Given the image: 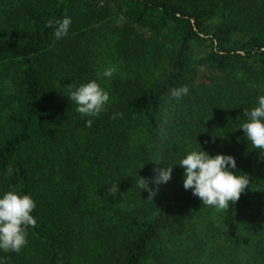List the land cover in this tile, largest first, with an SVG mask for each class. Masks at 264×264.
I'll list each match as a JSON object with an SVG mask.
<instances>
[{
	"label": "trees",
	"instance_id": "obj_1",
	"mask_svg": "<svg viewBox=\"0 0 264 264\" xmlns=\"http://www.w3.org/2000/svg\"><path fill=\"white\" fill-rule=\"evenodd\" d=\"M96 1L0 0V192L30 194L37 220L0 262L264 264V151L238 128L264 95V0ZM65 16L57 39L48 22ZM110 66L105 111L81 116L70 87ZM199 66L219 77L195 83ZM198 143L249 178L226 210L182 186L179 160ZM157 156L173 164L158 186Z\"/></svg>",
	"mask_w": 264,
	"mask_h": 264
},
{
	"label": "clouds",
	"instance_id": "obj_2",
	"mask_svg": "<svg viewBox=\"0 0 264 264\" xmlns=\"http://www.w3.org/2000/svg\"><path fill=\"white\" fill-rule=\"evenodd\" d=\"M71 23V17L65 16L56 21H49L48 27H54L55 38L61 39L67 36ZM116 71L115 66L107 67L97 73V79L70 87L68 99L76 105V111L81 116L98 117L105 111L110 96L97 80L101 76L111 79ZM189 92L187 85L174 87L170 89V97L179 101ZM243 115L247 119L238 128L243 131L247 141L251 142L252 148L264 151V95L258 96L255 106L245 110ZM92 122L91 119L85 121L89 127ZM150 161L163 165L159 156ZM172 165L154 168L152 182L157 186L166 184L171 179ZM178 165L183 168V188L191 190L192 195L198 197L206 206L226 210L229 202L238 201L245 188L249 186L246 174L232 171L236 168L233 156L223 153L210 155L200 145L198 149L187 151L180 158ZM6 171L11 174V167ZM137 186L139 189H147L151 197L155 194V189H148V182L142 177ZM116 192L117 183L109 189L110 195H115ZM35 208L36 202L30 194L14 188L0 192V251L18 253L26 245L27 229L37 224L36 218L32 215Z\"/></svg>",
	"mask_w": 264,
	"mask_h": 264
},
{
	"label": "rangeland",
	"instance_id": "obj_3",
	"mask_svg": "<svg viewBox=\"0 0 264 264\" xmlns=\"http://www.w3.org/2000/svg\"><path fill=\"white\" fill-rule=\"evenodd\" d=\"M95 2H97V1L95 0ZM209 48L210 47L208 46L206 48L198 49L196 59H200L201 56H203L209 50ZM214 77L215 78L219 77L218 72H216L214 70H208L206 67H203V66H201V67L199 66V68L196 72L195 83H200V82L209 83L210 80ZM198 264H208V259L204 257V259H201Z\"/></svg>",
	"mask_w": 264,
	"mask_h": 264
}]
</instances>
